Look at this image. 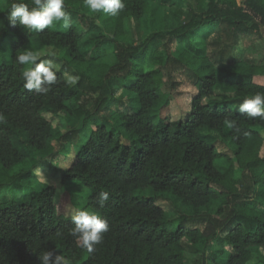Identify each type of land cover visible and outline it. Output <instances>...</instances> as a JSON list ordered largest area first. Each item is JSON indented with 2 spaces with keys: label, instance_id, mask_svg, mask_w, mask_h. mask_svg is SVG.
<instances>
[{
  "label": "trees",
  "instance_id": "obj_1",
  "mask_svg": "<svg viewBox=\"0 0 264 264\" xmlns=\"http://www.w3.org/2000/svg\"><path fill=\"white\" fill-rule=\"evenodd\" d=\"M0 1V51L10 42L9 52L0 53V187L19 186L16 197L0 201V264H40L43 252L69 264H186L183 252L192 243L203 249L216 237L228 256L201 254L199 264L264 262V207L255 211L254 202L264 197V119L239 112L245 98L264 93V58L237 46L238 37L264 41V0H123L117 16L64 0L70 26L61 21L39 32L9 19L13 3L31 9L34 0ZM174 7L184 19L163 29L166 10ZM75 19L83 31L71 24ZM131 26L134 33L149 29L141 43L125 34ZM213 29L210 49L193 43ZM33 40L81 70L73 88L60 70L55 83L42 85L46 93L24 87L27 66L16 57ZM106 46L115 54L112 65L104 62ZM148 46L155 48V67L144 72ZM179 74L197 91L186 116L169 121L161 107L177 90ZM60 115L79 128L56 134ZM210 133L227 140L230 152H220ZM39 157L50 159L63 183L88 189L86 207L107 221L91 252L72 235L73 219L57 213L53 187H21L36 179L30 169L10 174ZM221 160L225 170L217 167ZM103 192L108 199L101 203ZM164 197L192 215L170 228L167 207L157 203Z\"/></svg>",
  "mask_w": 264,
  "mask_h": 264
},
{
  "label": "rangeland",
  "instance_id": "obj_2",
  "mask_svg": "<svg viewBox=\"0 0 264 264\" xmlns=\"http://www.w3.org/2000/svg\"><path fill=\"white\" fill-rule=\"evenodd\" d=\"M2 5H3L2 2L0 1V8L2 7ZM182 11H179V9L175 7L166 10V14L164 16L165 22L162 28L170 29L176 26L177 24H179L180 22H182L184 19V13ZM71 24L75 26L78 31H83L79 20L76 19L72 20ZM133 28L134 27L131 26L130 28L131 31L127 28L125 30V34L131 37L130 38L131 42H136L137 44L141 43L147 37L149 33V29L146 27H142L140 31L134 33ZM214 31L215 29L211 30V32H209L208 30H204L201 35L196 36V38L193 39V43L197 46L200 47L206 46L207 49H210V41H212L213 38V35L211 34ZM105 34L106 32L103 33V35ZM8 45H10V42H8V44L6 45L2 43V50L0 51V53L1 52L3 54L8 53L9 52ZM237 46L243 52L245 51V54L247 51V56H250L253 59H258L261 57L264 58V41L259 40L257 37H252V38L238 37ZM26 49H34L40 51L42 55L40 56L39 59L46 57L45 59L52 60L54 64L58 65L59 70L62 71L64 75L65 73H67L68 75L76 76L79 78L81 70H79L74 66L66 64L65 60L62 58V56L60 57V54L58 53L57 50H54L50 47H45L34 40L30 41L27 44ZM81 49L82 51L85 50V46H82ZM154 49L155 48H153L152 46H148L147 48V59L145 63L140 66L141 70L144 72L152 70L155 67L152 60L153 58L150 56V54L154 51ZM103 51H104L105 64L107 65L114 64L115 54L113 49L109 46H106ZM177 81L180 83L179 86L177 87V90H175L173 93H170L169 101H167L166 98L161 107V116L167 118L169 121H178L186 116V114L190 111V98L197 91L193 86L191 80L186 79V77L183 74H179L177 76ZM69 86L73 88L75 85H69ZM79 101L76 100L72 102V105L74 107H77ZM79 126L80 124L78 121H75L74 119L68 117L67 115H60L54 121L52 129L56 134H63L68 131L76 130L79 128ZM210 135L211 137H213V139H215V142L218 143V150L220 152H228V153L230 152V149H232V147L227 140H224L222 137L213 133H210ZM80 142H82L81 135H79L76 143H80ZM259 155L261 156L264 155V142L259 150ZM69 162L70 160H65L64 162L62 161V163H60V167L61 168L65 167L66 165H68ZM217 167L219 169L225 170L227 164L221 160L217 162ZM258 167L260 168V166ZM22 169L23 170L30 169L32 173H34L37 176L36 179L34 178L32 181L21 182V187H23L24 189L28 187H32L35 183H44L54 188L55 190L54 200H55L56 210L59 215L65 217L69 216L70 218L73 219V217L77 215L78 211L80 210L92 211L91 209H88L86 207V199L89 194L88 189H86L83 186H80L77 181H66V183H63L61 176H57L52 172L53 169L51 167L50 159H47L45 157H39L36 158L31 163L27 161L24 163L23 166H17L13 168L10 174H17ZM18 191H19V186L17 187L13 183L8 186L5 185L0 187V201L2 200L1 198L2 196H4L8 200L13 199L14 197H16V193ZM165 198L166 197L157 198V203L159 205H163L164 207H167V212L170 213V217H171L170 219L174 221L170 226V228L173 229L177 221L176 219L178 217H180L181 215L190 216L192 215V212L188 210H184L182 207H179L178 205H174L173 207L168 201L165 200ZM254 202L257 205L255 207V211H258L259 210L258 208L260 206L264 207V197H259L256 200L254 199ZM248 210L250 211L251 209ZM213 213H211L212 217L218 219L219 217H217ZM192 250L187 249L183 252V255L186 259V264H199L201 260L200 258L201 254L204 255L205 259H207L210 257L224 256L227 253V248L222 246L221 242L218 240V237L212 239L209 242V244H207V246L203 249L200 248V244L197 245L192 243ZM230 251L231 250L228 249L227 255L223 257L224 259L228 256ZM248 264H264V262H260L258 261V259L254 257L251 259V261Z\"/></svg>",
  "mask_w": 264,
  "mask_h": 264
},
{
  "label": "clouds",
  "instance_id": "obj_3",
  "mask_svg": "<svg viewBox=\"0 0 264 264\" xmlns=\"http://www.w3.org/2000/svg\"><path fill=\"white\" fill-rule=\"evenodd\" d=\"M85 6L90 13H97L103 10L110 16H117L125 5L123 0H84ZM34 5L29 8L25 3H13L9 12V19L18 22L23 28L34 31H43L50 26L63 21L62 27L70 26V16L64 9V0H34ZM42 53L34 49H25L17 57L21 65L27 67L22 72L26 81L24 87L28 90L46 93L50 89L42 85H51L56 82L58 65L52 60L39 59ZM54 55V53H53ZM39 61V62H38ZM66 82L75 85L78 77L65 73ZM239 112L246 114L249 118L259 117L264 119V93H256L245 98L239 105ZM225 125L231 129L235 127V121L225 119ZM108 199V193L100 194V202ZM75 228L72 235L78 238L80 244L89 252L93 250V244L102 240V234L108 230L107 221L96 212L80 210L73 217ZM40 264H69V261L62 255H57L53 259L51 252H43L39 256Z\"/></svg>",
  "mask_w": 264,
  "mask_h": 264
}]
</instances>
